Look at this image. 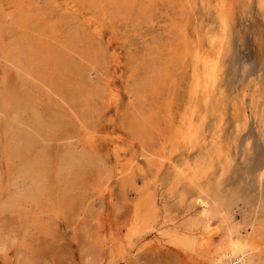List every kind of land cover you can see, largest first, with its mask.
<instances>
[{
	"label": "rangeland",
	"instance_id": "1",
	"mask_svg": "<svg viewBox=\"0 0 264 264\" xmlns=\"http://www.w3.org/2000/svg\"><path fill=\"white\" fill-rule=\"evenodd\" d=\"M37 1L44 16L50 13L49 20L59 21L64 37L62 45L52 39L60 65L51 78L46 68H39L40 72L34 68L38 54L30 50L51 40L32 32L28 49L23 44L25 40L21 41L24 29L18 24L12 25L11 16L0 19L4 28L12 26L0 41V183L3 186L0 264H185L187 261L184 263V258L170 249L148 247L147 250L146 247V251L143 250L150 236L137 242L135 248L125 247L128 252L119 255L136 195L118 181L116 171L122 163L115 160L113 146L107 140H100L101 153L96 154L82 126L97 130V136L101 137L114 129L121 132L119 126L108 123L115 111L106 109L96 96L108 73L104 71L109 65L106 61L115 48L123 45L125 71L131 63L141 66L153 57L164 61L169 58L168 51L176 45L178 32L185 23H189L190 30L200 29L201 25L206 28L208 21L215 18L213 8L206 7L207 1L213 5L215 0H189L193 7L183 19L180 9L183 0H134L115 11L109 31L100 42L94 41L89 33L70 39L76 25L75 20L60 9L64 0ZM91 1L94 0H83L85 5H92ZM7 9L12 12L9 6ZM232 19L227 82L231 90L237 91L242 85L251 80L260 81L264 76V20L239 0L234 2ZM110 36L116 40L108 49L106 42ZM6 46H15L16 60L22 63H10L2 50ZM96 51L104 53L99 57ZM39 57L42 61L46 59L43 53H39ZM109 75L111 77L113 72ZM87 94H92L91 103L85 100ZM128 102L124 97L121 113H131ZM128 121L123 120L124 129ZM121 133L132 137L131 131ZM161 140L162 137L155 136L152 143L148 142L149 147L157 146ZM132 154L146 164L141 144ZM262 163L264 140L253 120L242 133L238 153L234 154V172L244 181L245 188L253 183ZM25 169L32 171V175H20V170ZM34 171L44 177L41 184L33 177ZM108 171L111 173L109 180ZM47 184L53 188L49 203L41 194ZM108 189L113 190L112 201L107 197ZM158 197L161 223L172 219L182 224L192 216L186 215L189 202L180 203L177 196L171 197L166 185L162 186ZM237 216L240 217V213ZM114 231H119L116 232L118 237L111 235Z\"/></svg>",
	"mask_w": 264,
	"mask_h": 264
},
{
	"label": "bare ground",
	"instance_id": "2",
	"mask_svg": "<svg viewBox=\"0 0 264 264\" xmlns=\"http://www.w3.org/2000/svg\"><path fill=\"white\" fill-rule=\"evenodd\" d=\"M132 1L94 0L91 1L92 7L85 5L83 0H64L59 7L75 20L70 39L89 33L94 41L100 42L109 31L115 11ZM235 1L215 0L213 5L207 1L206 7L208 10L213 8L215 18L208 21L206 28L201 25L200 29L190 30L189 23H185L178 32L176 45L168 51L169 58L164 61L154 57L145 59L142 67L131 63L129 70L125 71L123 45L114 52L112 50L111 58L106 61L109 65L104 71L113 72V75L106 74L96 96L106 109L115 111L108 123L119 126L121 132L131 131L132 137L127 138L115 129L103 137L97 136V130H87L86 126L82 129L96 154L101 153L100 140H107L113 146L115 160L122 163L116 171L118 181L121 180L122 187L130 188L136 195L120 256L128 252L125 247L135 248L137 242L150 236L149 243L142 246L143 250L146 247L147 250L148 247L170 249L189 264H264V163L259 165L248 188L234 172V154L238 153L241 135L250 121L256 122L264 140V76L257 82L251 80L237 91L229 88L227 58L232 53ZM239 1L264 20V0ZM8 6L12 12H8ZM192 7L189 0L182 1V19L191 13ZM50 15L44 16L37 0H0V19L11 16L10 23L24 29L20 38L25 40L22 43L26 48L32 32L51 40L30 49L38 54L34 68L38 72L46 68L51 78L60 65L52 39L62 45L64 37L59 21L49 20ZM9 28L12 26L4 28L0 25V41ZM115 40L114 36L107 38L106 47H112ZM14 47H2L12 64L21 62L16 60L18 53ZM41 52L47 60L51 57L48 63L46 59H40ZM95 53L99 57L102 54ZM86 96V102L91 103L89 97L92 94ZM124 97L129 100L130 114L120 111ZM126 119L129 121L124 129L123 120ZM158 135L162 137L161 142L149 147L148 142L152 143ZM139 144L145 150V165L132 154ZM20 171V175H32V171ZM33 177L40 184L44 178L35 171ZM106 177L109 180L110 171ZM163 185L168 187L171 197L179 198L180 203L189 202L186 215L192 216L185 217L184 223L179 224L177 218V221H159L158 195ZM2 187L0 183V194ZM44 188L45 192L41 194L49 203L53 188L49 184ZM112 192V189L107 190L111 201ZM116 232L111 235L118 237Z\"/></svg>",
	"mask_w": 264,
	"mask_h": 264
}]
</instances>
